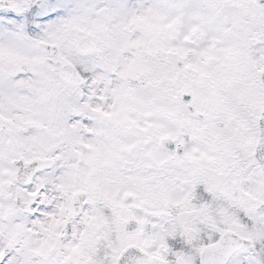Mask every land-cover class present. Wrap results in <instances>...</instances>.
Here are the masks:
<instances>
[{
  "label": "snow or ice",
  "instance_id": "snow-or-ice-1",
  "mask_svg": "<svg viewBox=\"0 0 264 264\" xmlns=\"http://www.w3.org/2000/svg\"><path fill=\"white\" fill-rule=\"evenodd\" d=\"M0 264H264V0H0Z\"/></svg>",
  "mask_w": 264,
  "mask_h": 264
}]
</instances>
